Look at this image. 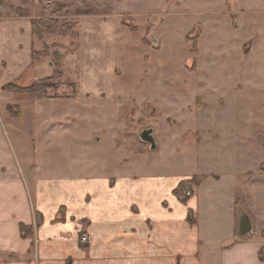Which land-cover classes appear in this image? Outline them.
Instances as JSON below:
<instances>
[{
	"label": "rangeland",
	"instance_id": "rangeland-1",
	"mask_svg": "<svg viewBox=\"0 0 264 264\" xmlns=\"http://www.w3.org/2000/svg\"><path fill=\"white\" fill-rule=\"evenodd\" d=\"M245 2L252 3L5 0L0 18L19 16L11 7H23L33 18L59 10L57 18L73 22L75 33L35 37V49L46 55L34 69H40L39 79L53 77L49 93L63 97L52 98L55 102L0 97V115L9 117L8 104L23 107L16 133L43 138V165L71 161L109 171L120 159L122 170L153 167L187 176L210 168L213 155L226 162L229 145L213 141L209 129L241 124L245 168L256 172L264 162V97L245 81L246 73H258L257 63L242 52L252 29ZM55 50L62 54L61 79L54 77ZM148 129L155 150L141 138ZM254 207L245 195V211L254 215Z\"/></svg>",
	"mask_w": 264,
	"mask_h": 264
},
{
	"label": "crops",
	"instance_id": "crops-1",
	"mask_svg": "<svg viewBox=\"0 0 264 264\" xmlns=\"http://www.w3.org/2000/svg\"><path fill=\"white\" fill-rule=\"evenodd\" d=\"M250 1L245 17L252 29L242 52L258 73H246L245 81L264 97V0ZM32 18H0V97L15 98L2 89L9 82L29 85L41 77L32 58ZM8 105L9 117L0 115V264H264V162L256 172L245 168L241 124L209 129L213 141L229 145L226 162L213 155L210 168L190 176L153 167L122 170L120 159L115 170H91L71 161L43 165V138L17 134L25 110L20 105L22 114L14 117ZM260 124L264 129V119ZM195 175L206 178L188 186L190 194L187 184L177 192ZM245 195L254 202L253 216L245 211ZM21 224L33 227L30 238L22 237ZM83 234L90 243L81 242Z\"/></svg>",
	"mask_w": 264,
	"mask_h": 264
},
{
	"label": "trees",
	"instance_id": "trees-1",
	"mask_svg": "<svg viewBox=\"0 0 264 264\" xmlns=\"http://www.w3.org/2000/svg\"><path fill=\"white\" fill-rule=\"evenodd\" d=\"M21 2H26L28 0H20ZM5 3V0H0V7H2ZM65 7L64 5L62 8ZM54 15L52 17L48 18H32V30L33 35L36 38H42L44 34H57L61 36H68V35H74L75 33V25L73 22H63L60 20V18H57V14H59V10L54 11ZM11 13L17 14L19 16H28L32 17L29 11H27L23 7H11ZM0 16H2L0 14ZM134 29V28H133ZM190 38V37H189ZM58 45L55 44V48H57ZM46 55L45 51H39L35 49V46H33L32 51V58L33 63L38 61L42 56ZM56 62V73L54 77H57L59 79L63 78V60H62V54L55 50L53 54ZM53 77H47V78H41L34 82H32L29 85H23L19 82H9L5 84L2 89L4 91H11L17 96H27L31 99L36 100H44V99H52V98H62L63 96H55L51 95L49 93V88L51 87L52 83L49 82ZM7 111L14 117H19L22 114L21 107L18 105H8ZM261 168L264 170V164L261 165ZM206 178V176H198L195 175L191 178V180L183 182L179 188L177 189V192L179 189H181L184 185H196L199 186L201 182ZM188 197L186 196L184 200H186ZM193 219L191 218L190 221ZM21 235L23 238H30L33 234V227L25 224L20 225ZM259 257L261 260H264V249L260 250Z\"/></svg>",
	"mask_w": 264,
	"mask_h": 264
},
{
	"label": "water",
	"instance_id": "water-1",
	"mask_svg": "<svg viewBox=\"0 0 264 264\" xmlns=\"http://www.w3.org/2000/svg\"><path fill=\"white\" fill-rule=\"evenodd\" d=\"M152 130L153 129H148V130L143 131L141 134V138L143 141L149 143L151 145L152 149H155L156 148V142H155ZM242 225H243V228L245 229V232L250 230L249 221H248L246 216H245V219H243Z\"/></svg>",
	"mask_w": 264,
	"mask_h": 264
},
{
	"label": "built area",
	"instance_id": "built-area-1",
	"mask_svg": "<svg viewBox=\"0 0 264 264\" xmlns=\"http://www.w3.org/2000/svg\"><path fill=\"white\" fill-rule=\"evenodd\" d=\"M186 188L188 189V190H186V193H188L189 192V188L188 187H186ZM188 194H190V193H188ZM81 242H83L85 244L90 243V237L87 234H83L81 236Z\"/></svg>",
	"mask_w": 264,
	"mask_h": 264
}]
</instances>
